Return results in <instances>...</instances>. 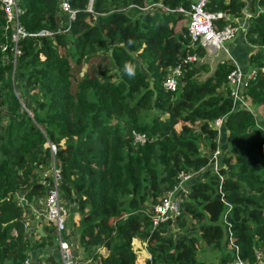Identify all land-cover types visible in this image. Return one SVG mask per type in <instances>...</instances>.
I'll use <instances>...</instances> for the list:
<instances>
[{
	"label": "trees",
	"instance_id": "obj_1",
	"mask_svg": "<svg viewBox=\"0 0 264 264\" xmlns=\"http://www.w3.org/2000/svg\"><path fill=\"white\" fill-rule=\"evenodd\" d=\"M17 1L28 32L52 34L22 37L14 59L0 3V264H24L54 241L50 223L45 236L28 230L19 196L46 194L39 178L52 179L45 172L48 142L56 145L65 196L80 212L78 241L87 260L75 264H229L227 229L242 259L256 264L264 253V127L254 112L233 105L231 63L221 60L210 70L198 60L205 50L188 45L186 25L175 30L181 13L140 8L147 1L187 7L191 0H92V11L90 0H67L75 9L67 32L58 31L59 0ZM209 9L230 13L234 26L247 9L256 77L243 96L264 105V0H212ZM194 53L196 60L182 64L177 88L167 90L170 69ZM100 56L113 67L97 73L87 66L75 75L71 59L77 71ZM202 71L208 73L199 78ZM220 117L230 146L219 173L207 168L208 176L183 194L178 233L171 221L152 227L145 202L151 208L180 172L208 165L206 152L218 146L212 124ZM134 130L147 140L133 143ZM223 199L232 204L227 225ZM133 238L147 242L150 257L135 253ZM205 249L217 252L218 261L201 260ZM44 259L58 264L52 255Z\"/></svg>",
	"mask_w": 264,
	"mask_h": 264
},
{
	"label": "built area",
	"instance_id": "obj_2",
	"mask_svg": "<svg viewBox=\"0 0 264 264\" xmlns=\"http://www.w3.org/2000/svg\"><path fill=\"white\" fill-rule=\"evenodd\" d=\"M212 0H191L189 6L185 7L183 5H177L175 7H169L160 1H154L140 6L144 10L161 8L166 12H176L181 13L186 21L187 34L189 38L188 45L190 47H201L209 51H216L220 49L228 40H230L236 33V27L230 24L232 16L230 13H225L218 10L209 9V4ZM7 26L10 28V38L13 42L12 50L14 59L21 52L18 48V42L22 37L27 35L36 34H52L49 30H40L38 32H28L20 20V15L22 9L18 5L17 0H0ZM59 9L62 12L63 17L59 18L58 31L67 32L69 29L70 21L75 17V9H73L67 0H59ZM92 11V0L86 8ZM223 20L224 24H219ZM7 47L6 44L3 45L2 49ZM197 59L196 54L187 55L183 63L172 67L167 74L163 85L167 90H175L178 86L179 77L183 74L182 64L194 61ZM256 70L245 72L241 70L238 65L234 66L227 75V84L229 85V96L232 99L233 105L236 107H246L253 111L249 103L243 96V92L246 88V84L255 79ZM241 103V106L238 104ZM218 129V136L223 125V118H217L213 121ZM147 140V135L142 131H133V143H144ZM47 145L50 147L52 156L49 161V172L52 179L48 182L44 179V183L47 184V191L45 194V218L48 223L53 226L54 240L57 243L59 260L61 264H75L76 261L72 256L71 240L68 242L67 238L64 237V233L67 228L68 219V207L65 199L62 197L63 187H62V175L60 167L57 165L54 158V153L56 151V145L54 143L48 142ZM208 164L210 167L218 172L221 166V157L219 148L209 154ZM48 166V165H47ZM198 171H188L180 172L177 184L166 191L164 196L149 208V216L152 223V227H157L159 224L165 221H171L175 224L176 219L181 213V203L183 201V194L187 193L190 184L194 181L193 177ZM219 173V172H218ZM221 179L222 176L220 175ZM192 180V182H191ZM21 202H25V198L20 197ZM224 210H223V220L225 225H227V213L230 212L232 204L225 199ZM228 232V243H226L225 248L228 247L231 253L234 255L233 259L229 264H249L247 261L242 259L238 253V248L233 241L232 233L229 229ZM140 241V248L147 250V242L142 241L138 238H134ZM133 239V240H134ZM70 246V249H69ZM135 253L136 249L133 248ZM148 252V250H147ZM138 255V254H137ZM147 257H150V253H147ZM140 256V255H138ZM259 261L256 264H260L261 260L264 259V253L259 252ZM34 255L30 254L24 259V264H37L33 259Z\"/></svg>",
	"mask_w": 264,
	"mask_h": 264
},
{
	"label": "crops",
	"instance_id": "obj_3",
	"mask_svg": "<svg viewBox=\"0 0 264 264\" xmlns=\"http://www.w3.org/2000/svg\"><path fill=\"white\" fill-rule=\"evenodd\" d=\"M244 14L245 15L243 17L237 18L236 23H235L236 24L235 25L236 32L239 31V35L237 37L233 36L231 38L232 40L230 39L231 41H227L228 43L227 44L225 43L222 47H220V49H222L224 51V53L226 54V56H225L226 58H224L222 60H228L231 63L232 68L234 66L238 65V67H240L241 70H244L246 66L242 65L241 63H242V59L245 56H247L248 61H249L248 62L249 68L245 69L244 71L249 72L252 70H256L255 69L256 67L254 65H252L250 62V53L252 51H254L256 47L251 45L246 40L245 29H246V26L248 23L247 18L249 16L247 9H244ZM235 35H236V33H235ZM244 40H245V42H244ZM229 47L235 48V52H231ZM242 48L247 50V54L245 56L241 53ZM204 50H206V49H204ZM216 51L207 50V53H215ZM220 52H222V51H220ZM260 125H262L264 127V121H261ZM222 127L224 128L223 125H222ZM224 130L225 131L218 136V141L220 140L219 137H221V136L227 137V131H226V129H224ZM217 148H218V146H217ZM45 172H47V171H45ZM39 179H41V178H39ZM43 181L44 180L41 179L42 184L46 186V184ZM62 197L65 199L67 207H68V211H69V215H68V219H67V228H66L64 237L70 239L72 244L76 245L78 247V251H77L78 253H76V254L79 255L80 250L83 251V249L80 246L79 241H78L79 230L76 231L73 228L74 227L73 224H75V223L78 224V220L80 218V212L77 209L76 202H71L66 198L64 190L62 192ZM25 221H26V226H27L29 231L38 232L36 230L38 228L39 229L41 228L42 234L40 232H38V233H40L43 236L47 235L46 231L48 230L50 225L45 218V194H38L34 198H32L31 200H29L27 202ZM76 232H77V234H76ZM133 248L136 249V252L138 255L145 256V257L148 256L147 250H145L144 248H140V241L139 240H137V239L133 240ZM31 254L35 255V257L33 259L35 260V262L37 264H40L41 258L43 259L42 264H52L51 260L44 259V257H46L48 255H52L53 259L58 261V264H61L60 260H59L57 243L55 242V240L53 241L52 245H46L44 248H41L37 251H33ZM79 260H84V261L87 260L86 255H84V257H81V258L80 257L76 258V262Z\"/></svg>",
	"mask_w": 264,
	"mask_h": 264
},
{
	"label": "rangeland",
	"instance_id": "obj_4",
	"mask_svg": "<svg viewBox=\"0 0 264 264\" xmlns=\"http://www.w3.org/2000/svg\"><path fill=\"white\" fill-rule=\"evenodd\" d=\"M147 2H150V1H147ZM185 21H186V19L184 17L181 18L180 20H178L175 23V30H179L181 27H183V25H185ZM238 35H239V31L236 32V35H234V37H237ZM231 40H228V41H231ZM244 42H245V40H244ZM227 43L228 42H226V44ZM229 49H230L231 52H235V48L229 47ZM242 49H241V53L245 56L247 54V50L246 49L242 50ZM220 51H222V52H220ZM225 56H226V54L224 53V51L222 49H218L215 53H207V50H205V54L202 56V58H199L198 60H200V61L202 60V61L208 63L210 70H212L215 66H217V64H218V62L220 60L226 58ZM248 62H249L248 61V57L245 56L242 59V63H241L242 65L246 66L245 69L249 68V66H248L249 63ZM71 65H72V68H73L76 76L82 74L84 69H85V67H87V66H88V69L96 71L97 73H100L101 69L104 68V67H109V68L113 67V63L111 61H109V59H103L102 56H100L98 59L94 60V62H93V59L92 60H86V62L83 61L82 62V66L79 67V70H77V71H75V63H74L73 59H71ZM207 73L208 72H206V71H202V72H199L197 76L199 78H202ZM18 95H20V94L18 93ZM238 104L241 106L240 102H238ZM250 106L254 110V114L256 116L257 122L260 124L261 121H264V105H260V104L253 105V104H250ZM154 113H155V111H153V110H150V111L147 112V114L149 116V119L152 118ZM215 125L217 126L216 123L212 124V126H214V127H215ZM224 131L225 130L222 127L221 131H220V134H222ZM219 139L220 140L218 141V148H219V151H220V157L222 159V157L228 151L230 145L226 141V137L225 136H221V137H219ZM217 140H218V138H217ZM209 153L210 152H206V154H209ZM210 166L208 164L206 167H204V168H202L200 170H197L198 172L194 175L193 179L196 180L198 178H206L208 176L207 168L213 170ZM45 171H47L46 174L50 175L49 165L45 167ZM41 179H43V178L41 177ZM191 182H192V180H191ZM19 196L22 199V195H19ZM25 204L27 205V201L25 202ZM144 207L149 210V208H150L149 200H147L145 202ZM68 214H69V211H68ZM79 223H80V218L78 220V224H76V223L73 224L74 225L73 228L76 231L80 230ZM170 230H173L175 233H178V231H179L178 228H177V225H175V224L170 226ZM76 234H77V232H76ZM53 240H54V233H53ZM67 240H68V242L70 241L68 238H67ZM132 245H133V240H132ZM71 247H72V256H73V259L75 261H76L77 257H80V258L84 257L85 254L83 253L82 250H80V254L79 255L76 254V253H78L77 252L78 251V247L76 245H73L72 242H71ZM69 249H70V246H69ZM199 257H200L201 260H205V261H207V260L218 261V253L217 252L215 253L213 250H210V249H205V250L201 251ZM260 264H264V259L261 260Z\"/></svg>",
	"mask_w": 264,
	"mask_h": 264
},
{
	"label": "clouds",
	"instance_id": "obj_5",
	"mask_svg": "<svg viewBox=\"0 0 264 264\" xmlns=\"http://www.w3.org/2000/svg\"><path fill=\"white\" fill-rule=\"evenodd\" d=\"M126 68H128V66L126 65ZM128 70H129V72H130V74H131V69L130 68H128ZM250 105V104H249ZM251 107V106H250ZM250 110V109H249ZM251 111V110H250ZM252 112H254V110L252 111ZM210 154V153H209ZM209 154H208V156H209ZM210 166V165H209Z\"/></svg>",
	"mask_w": 264,
	"mask_h": 264
},
{
	"label": "water",
	"instance_id": "obj_6",
	"mask_svg": "<svg viewBox=\"0 0 264 264\" xmlns=\"http://www.w3.org/2000/svg\"><path fill=\"white\" fill-rule=\"evenodd\" d=\"M36 231H38V232H40V233L42 234V232H41V228H40V229L38 228Z\"/></svg>",
	"mask_w": 264,
	"mask_h": 264
}]
</instances>
